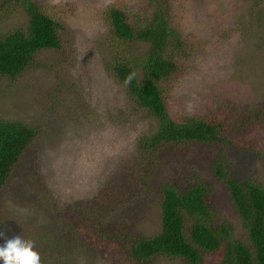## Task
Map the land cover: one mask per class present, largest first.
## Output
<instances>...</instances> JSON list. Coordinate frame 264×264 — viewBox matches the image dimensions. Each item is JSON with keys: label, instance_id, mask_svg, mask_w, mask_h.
<instances>
[{"label": "rangeland", "instance_id": "rangeland-1", "mask_svg": "<svg viewBox=\"0 0 264 264\" xmlns=\"http://www.w3.org/2000/svg\"><path fill=\"white\" fill-rule=\"evenodd\" d=\"M37 1L62 25V47L38 53L15 79L0 77V120L38 131L0 190V221L34 242L41 263L133 264L125 235L158 232L159 184L202 181L215 222L241 238L228 192L212 174L216 148L166 147L150 185L134 184L143 165L138 139L155 133L158 122L131 106L112 65L126 52L143 56L147 45L112 38L103 9L119 3L133 12L141 0ZM169 1L172 24L189 42L176 76L162 86L170 117L222 122L233 141V174L264 188V118L250 119L256 109L264 114V0ZM2 14L0 36L26 28L23 12ZM213 263V256L204 260ZM152 264L183 263L157 257Z\"/></svg>", "mask_w": 264, "mask_h": 264}, {"label": "trees", "instance_id": "trees-1", "mask_svg": "<svg viewBox=\"0 0 264 264\" xmlns=\"http://www.w3.org/2000/svg\"><path fill=\"white\" fill-rule=\"evenodd\" d=\"M119 5L110 4L103 9L112 38L123 43L145 44L147 51L141 57H131L128 52L120 55L112 65L113 76L120 82L131 106L158 122L155 133L138 139L142 156L139 160L143 165L134 184L143 189L150 185L149 180L158 168V154L166 147L186 143L214 147L217 155L211 166L213 177L225 186L244 231L241 238H235L230 225L215 222L207 203L210 189L206 183L180 186L163 181L157 191L158 232L150 237L126 234L127 257L133 264H152L157 257L183 264H204L208 256L214 257L213 264H264L263 186L255 179L240 180L233 174L227 155L233 141L222 122L211 116L177 122L170 117L164 102L163 84L176 76L177 59L189 54V48L184 49L189 42L172 24L170 1L141 0L133 12H126ZM44 8L37 0H0V20L7 10L21 11L27 19L26 28H15L0 36V77L15 79L31 67L38 53L62 47L63 27ZM251 113L250 119L263 121L261 110ZM37 134L36 128L22 121L0 120V190ZM0 232L4 233L0 237L3 245L18 231L0 221ZM57 260L58 264H68L64 257ZM41 264L50 262L47 259Z\"/></svg>", "mask_w": 264, "mask_h": 264}, {"label": "clouds", "instance_id": "clouds-1", "mask_svg": "<svg viewBox=\"0 0 264 264\" xmlns=\"http://www.w3.org/2000/svg\"><path fill=\"white\" fill-rule=\"evenodd\" d=\"M131 77L127 82L130 83ZM4 233L0 232V237ZM34 242L24 240L19 235L7 239L3 245H0V261L3 264H41V257L37 251H34Z\"/></svg>", "mask_w": 264, "mask_h": 264}]
</instances>
